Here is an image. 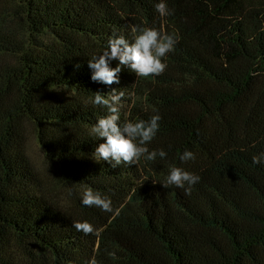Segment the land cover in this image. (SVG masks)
<instances>
[{
    "label": "trees",
    "instance_id": "obj_1",
    "mask_svg": "<svg viewBox=\"0 0 264 264\" xmlns=\"http://www.w3.org/2000/svg\"><path fill=\"white\" fill-rule=\"evenodd\" d=\"M15 1L17 13L0 1V264H264V164L252 162L264 151V0H164L170 16L160 0ZM134 25L178 38L166 70L93 82L88 59L113 34L131 42ZM112 89L124 93L121 125L160 115L147 147L165 158L96 161L103 140L90 129L107 110L91 100ZM29 129L63 181L113 211L50 201ZM185 150L195 159L180 161ZM170 166L200 177L190 195L161 185Z\"/></svg>",
    "mask_w": 264,
    "mask_h": 264
},
{
    "label": "clouds",
    "instance_id": "obj_2",
    "mask_svg": "<svg viewBox=\"0 0 264 264\" xmlns=\"http://www.w3.org/2000/svg\"><path fill=\"white\" fill-rule=\"evenodd\" d=\"M160 16H170L164 0L155 5ZM133 39L129 42L122 35L113 34L108 38L107 47L99 54H93L88 59L91 69V80L105 85L119 84L118 74L122 67H126L138 77L159 76L166 70L167 65L162 62L166 54L174 51L178 38L175 34L161 33L155 28L134 25L131 27ZM116 60V67H110L111 61ZM76 69L79 64L74 65ZM124 96L122 91L112 89L107 94L93 93L91 103L107 110V115L98 117L91 127V134L103 143H99L92 153L96 161L108 162L112 168L120 165H136L141 157L147 161H155L157 157L163 159L167 153L163 149L149 150L147 145L154 139L159 130V114L152 115L148 120L120 121V105ZM180 161L194 160L195 155L185 150ZM253 164H264V151L252 157ZM200 177L177 166H170L163 184L164 188H183L185 195H190L192 187L198 183ZM187 185V187H186ZM81 203L86 207H96L105 212H112L111 200L99 191L85 186L81 196ZM77 231L85 235L94 234L96 230L88 221H74L72 225ZM88 264H97L93 258Z\"/></svg>",
    "mask_w": 264,
    "mask_h": 264
},
{
    "label": "rangeland",
    "instance_id": "obj_3",
    "mask_svg": "<svg viewBox=\"0 0 264 264\" xmlns=\"http://www.w3.org/2000/svg\"><path fill=\"white\" fill-rule=\"evenodd\" d=\"M7 11L17 13L18 7L15 0H0ZM16 25L22 27V20H14ZM27 152L29 158L38 173L41 188L46 197L57 204L59 207L80 212L79 201L81 200V192L77 187L68 185L62 180L59 171L54 163L49 162L37 140L33 130L27 132Z\"/></svg>",
    "mask_w": 264,
    "mask_h": 264
}]
</instances>
